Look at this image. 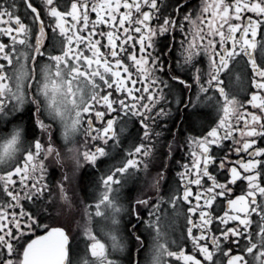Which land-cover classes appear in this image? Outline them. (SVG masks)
<instances>
[{
  "label": "snow or ice",
  "instance_id": "1",
  "mask_svg": "<svg viewBox=\"0 0 264 264\" xmlns=\"http://www.w3.org/2000/svg\"><path fill=\"white\" fill-rule=\"evenodd\" d=\"M0 264H264V0H0Z\"/></svg>",
  "mask_w": 264,
  "mask_h": 264
},
{
  "label": "flooded vegetation",
  "instance_id": "2",
  "mask_svg": "<svg viewBox=\"0 0 264 264\" xmlns=\"http://www.w3.org/2000/svg\"><path fill=\"white\" fill-rule=\"evenodd\" d=\"M184 155V149H181L180 151H177L175 153L176 159H180Z\"/></svg>",
  "mask_w": 264,
  "mask_h": 264
}]
</instances>
